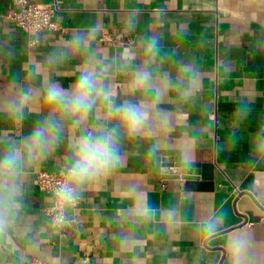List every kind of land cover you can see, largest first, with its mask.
<instances>
[{"label":"crops","instance_id":"1","mask_svg":"<svg viewBox=\"0 0 264 264\" xmlns=\"http://www.w3.org/2000/svg\"><path fill=\"white\" fill-rule=\"evenodd\" d=\"M55 9L57 28L34 33L8 18L17 5L0 0V96L13 85L41 80L25 77L52 49L67 44L82 26L98 25L93 48L112 57L138 37L156 34L165 52L162 64L174 79L181 64L199 71L193 98L187 102L168 92L152 113L150 126L122 144V164L110 178L84 192L71 223L42 239L28 259L50 264H232L229 242L240 233L251 238L244 264H264V158L252 153L253 130L264 123V0H27ZM83 57L74 55L47 75L67 87ZM118 98L127 99L129 78L114 80ZM133 99L144 101L137 93ZM241 99L252 108L234 128L233 109ZM45 111L47 109L45 108ZM102 119H109L103 108ZM162 117L167 123L162 124ZM35 116L13 126L0 115V134L27 133ZM72 133L51 157L25 177L26 218L39 228L51 196L37 184L42 171L59 172ZM159 141L155 157L149 147ZM191 160L186 162L182 152ZM211 166V178L175 174V165ZM185 177V176H184ZM217 218L219 231L202 232L203 222Z\"/></svg>","mask_w":264,"mask_h":264},{"label":"clouds","instance_id":"2","mask_svg":"<svg viewBox=\"0 0 264 264\" xmlns=\"http://www.w3.org/2000/svg\"><path fill=\"white\" fill-rule=\"evenodd\" d=\"M99 34L98 25L80 27L66 45L49 51L43 63L31 65L25 73L26 78L40 79V88L18 83L17 76L10 79L11 91L0 96V115L13 130L35 116L27 133L18 138L0 134V264H28L29 256L40 247V238L71 223V213L84 192L106 182L121 166L123 142L150 126L152 113L147 105L157 107L168 92L176 93L182 102L193 98L200 70L193 64H181L175 79L169 75L162 64L165 52L156 34L139 36L138 47L126 46L112 57H101L94 50ZM30 40L40 42L42 37L34 33ZM77 54L83 57V63L67 87L47 75L49 70L62 69ZM117 76L129 78L127 99L118 98L113 83ZM137 93L145 100L133 99ZM101 107L109 119L98 115ZM251 112L247 100L238 101L232 114L233 127L242 126ZM161 123L166 124L167 117H162ZM69 131L68 152L60 179L52 188L46 222L33 228L24 223L25 177L65 143ZM160 147L156 141L148 155L155 157ZM250 147L255 157L264 158V123L253 130ZM182 158L191 160L186 151ZM219 229L217 218L203 222L205 235H215ZM229 246L232 264H244L251 238L240 233Z\"/></svg>","mask_w":264,"mask_h":264},{"label":"built area","instance_id":"3","mask_svg":"<svg viewBox=\"0 0 264 264\" xmlns=\"http://www.w3.org/2000/svg\"><path fill=\"white\" fill-rule=\"evenodd\" d=\"M14 4L17 5V7L12 9L11 13L8 15V18L13 20L16 26L23 31L27 33H42L57 28V23L54 21V7L45 8L40 5L29 3L27 0H14ZM59 179L60 171L54 173L42 171L38 174L37 184L41 191L51 196L52 188ZM51 204L43 209V214L45 217L46 213L50 209ZM63 229L59 231H62ZM28 264L50 263L38 258H32Z\"/></svg>","mask_w":264,"mask_h":264},{"label":"water","instance_id":"4","mask_svg":"<svg viewBox=\"0 0 264 264\" xmlns=\"http://www.w3.org/2000/svg\"><path fill=\"white\" fill-rule=\"evenodd\" d=\"M174 168H176V171H174L175 174L183 175L184 180L191 181V176H202L203 180L204 178L210 179L211 174L208 172L211 169V166L206 165H189V164H180L175 165ZM185 176V177H184Z\"/></svg>","mask_w":264,"mask_h":264}]
</instances>
